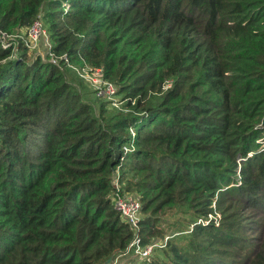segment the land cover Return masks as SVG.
<instances>
[{
	"label": "trees",
	"instance_id": "16d2710c",
	"mask_svg": "<svg viewBox=\"0 0 264 264\" xmlns=\"http://www.w3.org/2000/svg\"><path fill=\"white\" fill-rule=\"evenodd\" d=\"M39 17L50 51L101 70L123 107L0 41V264L123 256L118 169L142 247L157 244L123 257L264 264V0H0L10 36ZM164 211L181 216L162 228Z\"/></svg>",
	"mask_w": 264,
	"mask_h": 264
},
{
	"label": "built area",
	"instance_id": "2783aa9c",
	"mask_svg": "<svg viewBox=\"0 0 264 264\" xmlns=\"http://www.w3.org/2000/svg\"><path fill=\"white\" fill-rule=\"evenodd\" d=\"M19 40H23L25 45L30 48L31 51L37 49L38 45L41 42H45V44L48 46L50 62L53 65L60 66L62 64V61H65L66 65L71 66L78 72L79 75H83L82 77L86 79L87 82L91 83L98 98L107 100L116 96L118 88L103 79L101 70H95L88 66H73L66 56L58 57L50 51L52 47L51 39L41 17L34 21L33 25L29 28L25 36H10L6 32L0 31V41L3 48L5 49L14 48V51L17 52ZM126 151L130 152L131 149H126ZM120 178L121 176L118 169L113 178L115 208L120 214L128 219L129 223L136 230L135 237L128 246L127 251L123 256L130 254V252L133 251L135 255H141V258L143 260L150 259L153 255L155 247H157V244H149L145 247H142L141 239L139 238V225L141 222L142 204L139 200L127 196L128 193L124 191L122 187L123 184H121ZM110 264H119L118 257L115 258V260H113Z\"/></svg>",
	"mask_w": 264,
	"mask_h": 264
},
{
	"label": "rangeland",
	"instance_id": "374dc122",
	"mask_svg": "<svg viewBox=\"0 0 264 264\" xmlns=\"http://www.w3.org/2000/svg\"><path fill=\"white\" fill-rule=\"evenodd\" d=\"M41 57L43 62L52 64L50 62V55L48 54V46L45 44V42H41L37 49L32 51V55L30 57L29 63L35 61L36 58ZM63 73L66 75V78L70 83L75 85L76 89L79 90V92L82 94L83 99L87 102H92L97 100L95 89L91 85V83L87 82L86 79H84L82 76L79 75L76 70H74L71 66H62L61 67ZM89 77V76H86ZM93 78V77H92ZM107 101L110 103L109 108L111 109H121L123 107V103H121V97L118 96V94L115 97H112L111 99H107ZM129 193V192H128ZM128 197L135 198V193H129L127 195ZM125 197V196H123ZM137 197V196H136ZM138 198V197H137ZM135 198V199H137ZM138 200V199H137ZM143 218V215H141ZM181 216L180 212H170V211H164L161 212L158 215L159 220L161 221L162 228L165 227V225H171L175 222V220ZM172 231H169L168 235L172 234ZM171 236V235H170ZM159 253L157 252V255ZM118 256V255H117ZM116 256V258H117ZM138 257L141 255H137ZM119 263L121 264H142L141 260H137L135 256H118Z\"/></svg>",
	"mask_w": 264,
	"mask_h": 264
},
{
	"label": "water",
	"instance_id": "95a60500",
	"mask_svg": "<svg viewBox=\"0 0 264 264\" xmlns=\"http://www.w3.org/2000/svg\"><path fill=\"white\" fill-rule=\"evenodd\" d=\"M111 262V260H109L108 262H107V264H109Z\"/></svg>",
	"mask_w": 264,
	"mask_h": 264
}]
</instances>
